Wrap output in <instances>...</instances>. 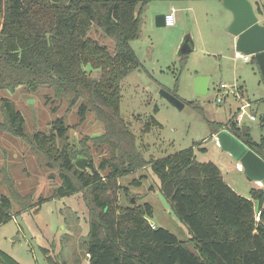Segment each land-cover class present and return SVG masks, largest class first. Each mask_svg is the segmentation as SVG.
I'll return each instance as SVG.
<instances>
[{"label":"rangeland","instance_id":"374dc122","mask_svg":"<svg viewBox=\"0 0 264 264\" xmlns=\"http://www.w3.org/2000/svg\"><path fill=\"white\" fill-rule=\"evenodd\" d=\"M259 4L264 9V0ZM172 7L174 25L156 26V16L167 14ZM232 20L222 0H153L141 8L139 35L130 43L141 66L120 83L119 117L127 134L108 127L92 104L81 120L78 103L69 107L67 100L54 99L48 88L0 90V99H8L21 113L28 138L36 131L50 132L51 122L63 118L69 126L63 143L84 155L80 156L87 159L84 171L89 173L91 164L105 182L111 168L102 169L101 164L131 160L136 170L111 182L105 196L118 208L151 205L150 224L184 240L187 229L161 195L160 181L150 161L193 147L197 160L217 165L223 180L237 194L247 197L252 187L262 188L238 170L237 161L218 146L216 133L211 134L209 127V123L225 125L248 103L242 126L250 130L254 141L264 136V82L250 57L236 55V39L228 31ZM259 20L263 23L264 16ZM89 36L113 51V42L100 32L92 30ZM186 39L192 50L181 56L179 50ZM85 72L92 78L99 76L89 67ZM197 77H209L208 91L203 96L195 93ZM220 84L228 88L218 91ZM163 89L181 100L184 107L178 110L171 105L160 95ZM216 92L223 99L221 103L217 102ZM249 115H254L255 121ZM152 119L156 124L151 123ZM3 122L0 111V124ZM41 159L26 142L0 130V195L12 196V185L27 198L28 205L34 206L27 209L13 199V218L0 226V251L18 264H88L84 245L89 232L87 191L54 195L62 184L59 172L44 167Z\"/></svg>","mask_w":264,"mask_h":264},{"label":"trees","instance_id":"16d2710c","mask_svg":"<svg viewBox=\"0 0 264 264\" xmlns=\"http://www.w3.org/2000/svg\"><path fill=\"white\" fill-rule=\"evenodd\" d=\"M150 1L0 0V90L48 88L69 107L78 103L81 120L92 104L108 127L122 131L120 83L141 66L130 43L139 35L141 8ZM250 1L259 7L262 0ZM92 30L113 42L112 52L90 38ZM85 67L99 76L90 77ZM0 103V130L26 142L44 167L58 170L62 184L54 195L86 189L88 264H264L262 188L252 187L247 197L237 194L217 165L197 160L193 147L150 161L161 195L187 229V238L179 240L150 224L151 205L118 208L105 196L111 182L136 170L131 160L101 164L111 168L105 182L91 164L89 173L75 166L84 155L63 143L69 129L63 118L51 122L50 132L36 131L28 138L21 113L6 98ZM233 117L225 125L209 123L211 134L225 129L264 160V136L252 140L250 130L237 126ZM151 123L156 124L154 119ZM10 190L12 196L0 195V226L13 218V199L27 209L34 207L15 186ZM0 264L18 263L0 251Z\"/></svg>","mask_w":264,"mask_h":264},{"label":"water","instance_id":"95a60500","mask_svg":"<svg viewBox=\"0 0 264 264\" xmlns=\"http://www.w3.org/2000/svg\"><path fill=\"white\" fill-rule=\"evenodd\" d=\"M222 3L233 15L228 31L236 38V53L254 60L264 82V25L259 24L252 2L222 0ZM164 17L165 15L156 16V26L165 25ZM158 20L161 24H158ZM191 50V42L186 39L180 47L179 54L187 55ZM208 83L209 77H197L194 82L195 93L205 95L208 91ZM160 95L178 110L184 107V103L170 92L163 89ZM261 121L264 122V113L261 115ZM215 139L218 146L237 161L247 179L259 183L264 191V160L225 129L217 132ZM86 164L87 159L83 157L75 161V166L80 170H85Z\"/></svg>","mask_w":264,"mask_h":264},{"label":"built area","instance_id":"2783aa9c","mask_svg":"<svg viewBox=\"0 0 264 264\" xmlns=\"http://www.w3.org/2000/svg\"><path fill=\"white\" fill-rule=\"evenodd\" d=\"M174 23H175L174 12H170V13L165 14V17H164V24H165V26L170 27V26H173ZM236 55H239V54L237 53ZM227 88L228 87L225 84H220L219 87H218V91L224 90V89H227ZM216 96H217V102L218 103H221L223 101V99L218 95V92H216ZM247 107H249V104L248 103L245 104V105H243L240 108L238 114L236 115V117H235V123H236L237 126H242V124H243V117L246 114L245 113V109ZM248 117H249V119L251 121H255V116L254 115H249ZM214 140L216 142L215 137H214ZM237 167H238V170H241L242 171V168H241V166L238 163H237ZM258 185H260V184L258 183Z\"/></svg>","mask_w":264,"mask_h":264},{"label":"flooded vegetation","instance_id":"af4514ba","mask_svg":"<svg viewBox=\"0 0 264 264\" xmlns=\"http://www.w3.org/2000/svg\"><path fill=\"white\" fill-rule=\"evenodd\" d=\"M252 5H253L254 12H255V14L257 15L258 18H260L261 16H264V9H263V7L261 6V4H259V7H258L256 4H253V3H252ZM259 11H260L261 13H260ZM258 20H259V19H258ZM259 24H260V25H264V22L261 23L260 20H259ZM251 60H252V59H251Z\"/></svg>","mask_w":264,"mask_h":264},{"label":"crops","instance_id":"0c3cea01","mask_svg":"<svg viewBox=\"0 0 264 264\" xmlns=\"http://www.w3.org/2000/svg\"><path fill=\"white\" fill-rule=\"evenodd\" d=\"M174 4H172V6H173ZM174 10H175V8L174 7H172L171 8V11L170 12H174ZM170 12H168V13H170ZM155 21H156V19H155ZM156 23V22H155ZM158 24H161V21L160 20H158ZM165 26V25H164ZM236 39V38H235ZM237 54V53H236ZM247 104V103H246ZM239 112V111H238ZM262 122V121H261ZM262 127H263V129L262 130H264V122H262Z\"/></svg>","mask_w":264,"mask_h":264}]
</instances>
